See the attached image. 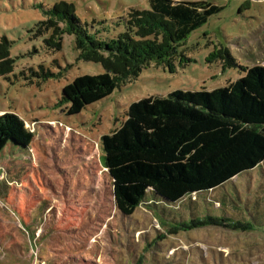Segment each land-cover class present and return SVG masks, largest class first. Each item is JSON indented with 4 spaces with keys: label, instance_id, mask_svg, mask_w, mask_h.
I'll use <instances>...</instances> for the list:
<instances>
[{
    "label": "rangeland",
    "instance_id": "1",
    "mask_svg": "<svg viewBox=\"0 0 264 264\" xmlns=\"http://www.w3.org/2000/svg\"><path fill=\"white\" fill-rule=\"evenodd\" d=\"M58 1L73 4L91 30L130 8H149L148 0H0V38L12 41L15 60L13 71L0 76V264H264L263 163L185 197L176 209L197 202L185 218L174 209L168 218L154 205L127 216L116 208L100 147L131 103L176 89L212 90L262 65L264 0H202L220 11L167 63L148 64L76 115L57 104L61 88L103 68L78 59L72 35H60L59 49L46 45L52 29L38 31V22ZM48 72L54 77L43 81ZM223 198L226 210L217 203ZM207 215L221 223L186 227Z\"/></svg>",
    "mask_w": 264,
    "mask_h": 264
},
{
    "label": "trees",
    "instance_id": "2",
    "mask_svg": "<svg viewBox=\"0 0 264 264\" xmlns=\"http://www.w3.org/2000/svg\"><path fill=\"white\" fill-rule=\"evenodd\" d=\"M148 2V9L130 8L100 29L92 26L95 30L81 23L71 3L58 1L43 9L46 19L38 22V31L52 29L46 45L59 49L60 35H72L78 59L103 68L61 88L57 104L66 105L67 115L105 99L148 64L167 63L187 36L221 9L202 0ZM56 19L65 23L63 28ZM11 43L0 38V76L14 69ZM51 77L44 73L43 81ZM100 147L117 210L128 216L141 205L161 206L159 213L170 218L185 197L213 191L264 164V65L245 68L244 75L212 90L176 89L139 99L128 106L121 124L101 137ZM23 190L25 195L27 188ZM188 201L192 215L197 202ZM225 202L217 200L220 207ZM188 211L180 212L185 218ZM220 223L207 215L186 227Z\"/></svg>",
    "mask_w": 264,
    "mask_h": 264
},
{
    "label": "crops",
    "instance_id": "3",
    "mask_svg": "<svg viewBox=\"0 0 264 264\" xmlns=\"http://www.w3.org/2000/svg\"><path fill=\"white\" fill-rule=\"evenodd\" d=\"M261 64L264 65V61H262Z\"/></svg>",
    "mask_w": 264,
    "mask_h": 264
}]
</instances>
